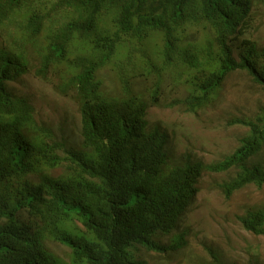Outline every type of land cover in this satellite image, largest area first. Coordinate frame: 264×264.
I'll return each mask as SVG.
<instances>
[{
  "label": "trees",
  "instance_id": "obj_1",
  "mask_svg": "<svg viewBox=\"0 0 264 264\" xmlns=\"http://www.w3.org/2000/svg\"><path fill=\"white\" fill-rule=\"evenodd\" d=\"M264 0H0V264H148L145 252L184 248L179 230L205 174L226 198L264 186V106L230 120L238 147L206 163L171 158L169 137L148 119L166 87L168 107L197 113L227 78L246 72L264 91V45L254 39ZM110 67L120 92L101 72ZM73 94L81 133L68 146L9 89L32 73ZM61 173L55 175L54 172ZM264 236V206L239 218ZM71 250L64 262L47 245Z\"/></svg>",
  "mask_w": 264,
  "mask_h": 264
},
{
  "label": "rangeland",
  "instance_id": "obj_2",
  "mask_svg": "<svg viewBox=\"0 0 264 264\" xmlns=\"http://www.w3.org/2000/svg\"><path fill=\"white\" fill-rule=\"evenodd\" d=\"M255 10L257 29L253 36L264 45V7L260 5ZM7 39L3 37L0 44L7 45ZM101 74L111 93L120 92L110 67ZM55 85L56 78L42 80L33 71L17 82H11L9 89L33 102L38 122L52 128L59 140L68 146L78 145L81 140L78 104L72 93L63 94ZM183 96L181 89L167 86L161 105L152 107L148 114L151 124L167 133L173 159L183 154L206 163L223 159L238 147L240 138L247 132L242 126L231 125L230 120L253 116L264 106V91L244 71L232 73L219 98L197 113L165 105ZM59 173L60 170L54 172L55 175ZM236 174V170L205 174L179 230L162 239L167 245L179 232H186V245L167 254L144 251L148 264H264V236L247 231L239 219L249 210L264 206V186L249 185L230 198L215 186ZM47 245L62 261H70L69 248L51 240Z\"/></svg>",
  "mask_w": 264,
  "mask_h": 264
}]
</instances>
